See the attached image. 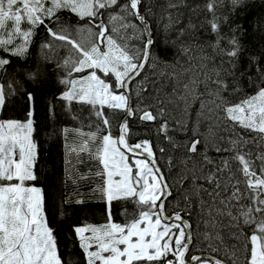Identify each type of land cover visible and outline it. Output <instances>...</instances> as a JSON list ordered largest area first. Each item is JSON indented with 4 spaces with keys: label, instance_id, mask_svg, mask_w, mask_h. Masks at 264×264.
<instances>
[{
    "label": "snow or ice",
    "instance_id": "snow-or-ice-1",
    "mask_svg": "<svg viewBox=\"0 0 264 264\" xmlns=\"http://www.w3.org/2000/svg\"><path fill=\"white\" fill-rule=\"evenodd\" d=\"M221 2L207 0L203 6L216 38L198 44L196 55L182 45L184 63L169 65L171 71L160 73L149 92L142 73L160 58L152 52L148 16L156 15L155 7L163 9L168 28L179 21V9L195 11L200 5L190 6L187 0L161 5L150 0H0V73L8 75L12 58L27 56L36 30L43 26L44 59L51 63L52 54L65 52L55 63L63 73L59 82L64 90L58 98L70 112L73 102L88 106L94 117L88 131L63 129L66 141L73 134L65 149V179L76 185L64 195V203H87L79 181H96L90 198L105 204V223L74 227L85 264H264V56H252L250 70L247 65L236 70L245 51L239 38L242 26L229 25L230 36L222 33L227 17L217 14ZM228 4L230 12H237L245 0ZM61 12L71 13L78 23L64 22ZM188 27L194 30L196 25L189 22ZM40 75L39 68L26 73L32 81ZM20 83L14 77L0 79V113L14 102ZM146 92L147 98L142 95ZM24 95L31 104L33 93ZM118 112L124 115L114 136L112 117ZM134 116L142 122L159 120L158 135L172 149L184 150L176 189L152 141L129 142V119ZM32 117L31 108L23 121L0 117V264H73L60 253L44 192L35 185L38 145ZM187 121L193 125L192 136L177 142L169 132L186 134ZM167 151L159 148L161 154ZM126 152L138 158L130 162ZM68 154L77 163L94 161L95 170L67 175L68 166L74 167ZM166 162L169 169L175 166L171 156ZM169 198L180 210L169 214ZM116 201L132 205L122 207L123 223L113 219Z\"/></svg>",
    "mask_w": 264,
    "mask_h": 264
},
{
    "label": "rangeland",
    "instance_id": "rangeland-1",
    "mask_svg": "<svg viewBox=\"0 0 264 264\" xmlns=\"http://www.w3.org/2000/svg\"><path fill=\"white\" fill-rule=\"evenodd\" d=\"M150 2L153 5H161L165 3V0H150ZM207 2V0H187L188 5L194 6V5H200L199 8H196L195 11H192L191 8H181L179 9V12L181 13L179 17V21L175 23L174 25L169 26L168 28L165 27V25L169 24L168 19L166 16H163V9L159 7L154 8V12L156 15H149L148 20H149V26H150V35L151 38L154 40V44L152 46V52L154 56H159V60H153L148 66H146L145 70L142 73V76L147 77V79L144 81L145 86L149 89V92H152V89L156 87L157 85L153 84L152 81H159L161 79L160 73L165 72V71H171V68L169 65L179 62L180 64H183L186 57L182 55L180 52V49L182 45L190 46L192 48V51L189 53V55H196L198 54V47L197 45L202 43L203 41L201 40V36L199 35V29L202 27H206V29L209 30V25L207 23V17L210 16L209 13L204 9V4ZM261 0H245V6L244 8H248L250 11H254L253 5L252 4H259L260 7L264 8V4H260ZM252 6V7H251ZM230 5L228 4V0H222V2L219 4V7L217 9V14L221 16H226L227 21L224 22L222 21L221 24H223L225 27H227V33L225 35L230 36L231 35V30L229 25L235 26L234 21L236 20H242L244 19L245 12L248 10L243 9V11H238L237 14L236 12H230L229 11ZM247 13V12H246ZM244 14V15H243ZM61 16L62 20L69 25H76L78 23V18L72 15L71 13L68 12H61L59 13ZM163 17V18H162ZM189 22L191 24L196 25V28L190 29L188 27ZM79 23L83 24L84 21H79ZM138 23V21L136 22ZM238 25H241L238 23ZM246 27V26H245ZM180 29H184V35L179 36L178 32ZM244 29H242L239 33V38L242 39L244 38ZM251 32L248 30V34ZM224 34V33H223ZM247 34V31H246ZM139 35V33H138ZM256 27L251 33V38L256 40ZM47 38V33L45 29L43 28V31H38L36 30V35L33 38V43L32 46L30 47L28 54H27V59L23 61V63H20L21 67L18 68L17 73L20 72V84L17 85V87L20 89L19 91H22L23 93L25 92H32L34 96V100L29 104L28 102V109L27 111L31 108L33 111V120H34V139L37 142V120H38V112H39V107H40V101L41 97L43 95V80L42 75L38 77L36 81H32L30 79H27L26 73L28 71H33L36 68H39L42 73V68L40 65L44 64H52L55 66V63L59 61L64 55L65 52L63 49L59 50V55L52 54V62L49 63L47 60L44 59L43 53L41 52L40 49V44L45 41ZM212 41V39L208 40ZM252 42V41H251ZM59 43V42H57ZM133 44H138L140 41L138 40H133ZM244 47V52L247 53V49L250 47L249 44L243 43L242 44ZM207 52L211 53V49L208 48L206 49ZM261 57L264 55V48L261 51ZM243 58V57H242ZM35 61L36 65L31 63ZM160 61H166L167 64H162ZM217 63L219 61L217 60ZM248 66V65H247ZM239 62L237 65V71H240V69L244 68ZM249 70L251 69V66H248ZM16 71V70H15ZM17 73L11 72L10 78H15L18 79ZM102 75V74H101ZM19 80V79H18ZM140 78H137V81H139ZM42 83V85H41ZM132 88V98L133 102H135L138 97L136 95L138 88H137V83L134 82L131 85ZM149 92L143 93L142 95L144 97H149ZM154 95V93H153ZM145 104L149 103V99H145L144 101ZM154 107L153 111H155V101H152ZM168 107L171 109L173 108V105H168ZM73 109H74V115H77L80 117L79 120L74 119L75 127L70 126L64 118H62V115H60L58 108L55 109V133L54 136L56 138L57 142V158H58V166L62 169L63 176L66 178V144H70L73 140V134L69 133L68 134V140H65V134L63 133L64 128H69V129H74V128H80L83 129L84 131H88V125L94 121V117L91 115L90 110L88 106L82 105L79 103L73 102ZM175 115H178V113H174ZM124 115L123 112H118L114 117H112V133L114 136H118V121L121 118V116ZM2 118H12L10 115H3ZM14 119V118H12ZM25 118L20 119L21 121L25 120ZM195 119V107L192 109V120ZM188 126H189V131L185 134L182 132H175L171 131L169 132V135L173 136L177 142H185L188 137L192 136V123L191 121H187ZM160 121H149V122H142L138 119V117H132L129 119V126L131 128V135H130V141H141V140H150L153 143L154 150L157 153V158L160 160V166L165 172V175L168 178V182L173 185L174 189H176L178 186L176 184V181L180 179L181 173L184 171V165L181 162L182 156L185 154L183 149H172L171 145L167 143L166 140H164L162 135H158L156 129L159 125ZM170 127H175L174 125H170ZM201 130H204V127H201ZM160 147H165L168 151L165 154L159 153V148ZM209 155L211 156H216L217 154L215 152H209ZM168 156L172 157L173 164L175 165L171 169H169L167 165V158ZM68 158L72 159L73 165L75 167L76 165V159L75 156L72 154H68ZM136 159L134 157H129V160ZM191 163V161H189ZM71 170L67 172V175H74V167L68 166ZM95 170V169H94ZM93 170V171H94ZM40 168H39V161L37 159L36 161V174L38 176V180L35 182V185L37 187H40L45 196L46 200V205H45V210H46V215L48 217L50 226L54 228L55 222H57V217L56 213H60V207H61V200L62 198L58 197L57 192L55 187L52 185L53 181L52 179L47 180V182H43L40 178ZM78 173V172H76ZM87 173V171H85ZM79 175V174H76ZM94 181V185L95 186ZM67 183L69 186H72L73 183L71 180H67ZM179 200L180 198L177 197ZM182 202V201H181ZM122 207H127L129 209L132 208V205L130 203L125 204L123 201H116L113 203L112 206V215L113 219L115 222L118 223H123L124 222V215L121 212ZM166 207L169 210H174L178 211L180 210L179 208L176 207V201H173L170 198V202L166 204ZM54 211V212H53ZM169 214H171L169 212ZM195 221V217L192 218V222ZM195 235V234H194ZM194 250V249H193Z\"/></svg>",
    "mask_w": 264,
    "mask_h": 264
},
{
    "label": "trees",
    "instance_id": "trees-1",
    "mask_svg": "<svg viewBox=\"0 0 264 264\" xmlns=\"http://www.w3.org/2000/svg\"><path fill=\"white\" fill-rule=\"evenodd\" d=\"M261 3L264 4V0H261ZM252 5L254 11H250L248 8L243 7L238 11L248 9L246 11L247 13L245 12V15L243 14L244 19L234 21L235 25L238 23L241 24V30H245L244 38L240 39L241 44H251L247 49V53L244 52L240 58V62L243 66H249L248 61L252 56L261 57L260 54L264 48V8L260 7L259 4ZM255 27L257 34L256 40L251 38V33ZM248 30L251 32L250 34H248ZM37 31L38 33L43 31V26L38 28ZM221 31L224 34L228 31L227 27L223 24H221ZM199 35L201 36V40L203 42H208V40H214L216 38L215 35L210 32V28L208 30L206 27L199 29ZM26 59L27 56L25 58H12V64L9 66L8 75L0 73V79H10V73L13 72L12 69H15L16 71L14 73H17L18 68L21 67L20 63H23ZM31 63L36 65L35 61H31ZM40 67L42 68L41 82L43 80V95L40 101L37 120L38 161L39 168L41 170L40 179L44 183L47 182V180L52 179V185L55 187L58 197L62 198L60 213L55 214L57 222H55L54 226V234L57 237V243L61 255L66 259H71L73 264H85L84 254L79 247V241L76 238L74 227L82 226L84 224L100 225L105 223V204L99 199L90 198L94 181H79V190L85 195L87 203L83 205L64 203V195L73 193L76 185L73 184L72 186H69L65 176H63L62 169L58 166V146L54 136L56 121L55 109L58 108L62 118H64L70 126L75 127V120L73 119V103L70 106V112L66 108V102L58 98L64 90V85L59 82L61 76L63 75L62 70L56 68L52 64H44L40 65ZM17 75H19L18 79L20 80V72H18ZM12 100L14 102L10 103L8 108L3 113H0V117H3V115H10L14 119L20 120L25 118L28 103L24 93L19 91L18 94L12 98ZM90 167L93 170L95 169L94 161H90L87 165L76 162L74 167L75 174H72V176H78L76 174L85 173V171L88 173ZM169 211L174 212V210Z\"/></svg>",
    "mask_w": 264,
    "mask_h": 264
},
{
    "label": "flooded vegetation",
    "instance_id": "flooded-vegetation-1",
    "mask_svg": "<svg viewBox=\"0 0 264 264\" xmlns=\"http://www.w3.org/2000/svg\"><path fill=\"white\" fill-rule=\"evenodd\" d=\"M123 116V115H122ZM130 143H132V144H135L136 142L135 141H129ZM126 155H128L129 157H132L129 153H127L126 152ZM170 199V198H169ZM170 213H172V211H169ZM193 251H195V250H193Z\"/></svg>",
    "mask_w": 264,
    "mask_h": 264
},
{
    "label": "water",
    "instance_id": "water-1",
    "mask_svg": "<svg viewBox=\"0 0 264 264\" xmlns=\"http://www.w3.org/2000/svg\"><path fill=\"white\" fill-rule=\"evenodd\" d=\"M123 118V116L120 118V121H121V119ZM120 121H119V123H120ZM119 123H118V126H119ZM117 129H118V127H117ZM117 135H119V132H118V134ZM137 151H139V150H137ZM132 157H134L133 155H132V153H129ZM134 158H138V157H134Z\"/></svg>",
    "mask_w": 264,
    "mask_h": 264
}]
</instances>
